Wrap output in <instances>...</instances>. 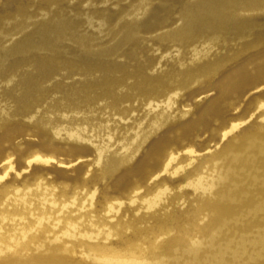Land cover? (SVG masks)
Masks as SVG:
<instances>
[{"label": "rangeland", "instance_id": "374dc122", "mask_svg": "<svg viewBox=\"0 0 264 264\" xmlns=\"http://www.w3.org/2000/svg\"><path fill=\"white\" fill-rule=\"evenodd\" d=\"M194 1L153 0L142 23L163 25L129 34V0H63L55 18L73 30L56 50L1 51L0 264H264V40L223 32L193 60L215 36L173 40L177 9ZM39 2L0 0V46L40 42ZM32 56L55 59L25 99L39 66L13 63ZM172 70L189 82L153 81ZM70 92L86 101L45 113ZM105 158L134 159L104 176Z\"/></svg>", "mask_w": 264, "mask_h": 264}, {"label": "bare ground", "instance_id": "6f19581e", "mask_svg": "<svg viewBox=\"0 0 264 264\" xmlns=\"http://www.w3.org/2000/svg\"><path fill=\"white\" fill-rule=\"evenodd\" d=\"M63 0H40L38 9L41 11L42 19L39 23V36L40 42H36L32 36L27 35V37H22L19 39L13 40L9 45L0 46V55L1 51H5V56L12 55H23L31 52L33 49H40L43 51H53L58 43L64 39L69 38L68 30H73V25H69L64 19H56L57 12L53 10V6H60V3ZM86 3H92L93 0H80ZM153 0H129V9L126 11V16L130 17V24H128L127 33L133 34L136 32V29L142 27L147 28L148 30L154 29L156 26L163 25L162 22L156 25H146L142 23V18L147 15L150 11V5ZM171 1V0H170ZM175 3L180 0H172ZM168 11V10H167ZM255 12L256 15L261 16L264 14V0H197L194 3L186 4L182 8L177 9L176 11V25L173 28L172 38L174 41L179 40L183 35H189L194 33L201 34H214V37H207L203 40V43L200 45V48L195 47L192 51V59L197 60L208 55L210 50V44L213 40L218 38V34L223 32L226 33H237L242 36H253V39L249 44L257 45L264 40V32L257 30L254 20L247 16V13ZM253 13V14H255ZM103 14V12L101 13ZM252 14V13H251ZM28 8H20L16 11V16H28ZM157 15V14H156ZM108 18L105 17L101 20L95 21L97 25L103 26V22H107ZM93 21V20H92ZM144 22V21H143ZM85 23V22H84ZM87 26V25H86ZM123 26V25H122ZM126 26V25H124ZM127 27V26H126ZM87 38H80L79 45L84 50L87 45ZM127 38H123L122 41H125ZM121 44V43H120ZM56 50V49H55ZM56 60L60 61L61 57L59 55L54 56ZM55 58L51 57H36L32 56L28 59H23L13 63V67L18 66L20 63L34 62L39 67H37V74H30L27 78V86L25 87L23 98L35 96L41 92V82L45 81L50 77L49 68L52 66V61ZM225 60V57L222 58ZM61 62H63L61 60ZM124 67L123 64H119ZM215 64H206L197 70L198 73L206 72L207 70H212ZM140 74V73H139ZM180 71L172 70L169 73L162 74L158 81L164 84H169L168 86H173L176 88L184 87L189 81L182 79ZM242 78V77H241ZM139 80L150 82L152 79L143 77L142 75L138 76ZM243 79V78H242ZM241 79V80H242ZM244 80V79H243ZM228 88L234 89L235 85L229 84ZM237 87V93L240 91ZM79 92L70 94H64V96L52 102L50 105L46 106L45 113L47 115L51 114V111L63 108V107H72L77 104V100L85 98L84 96H77ZM31 98V97H30ZM19 100V98L17 97ZM26 99V98H25ZM34 99V98H32ZM77 99V100H76ZM31 100V99H30ZM21 101V110L30 111L33 106L32 101ZM20 101V100H19ZM83 103L85 99L81 100ZM169 105V104H167ZM44 118L37 120L36 123H41ZM59 121H63V118ZM31 122V121H30ZM104 130L103 126H99L97 130H94L90 127H87V134L89 132H94L95 136H99ZM86 134V133H85ZM90 138L89 135H86ZM102 155V153L100 154ZM134 158H105V165L102 170L104 176L109 175L112 172L117 171L127 162H130ZM175 160L174 157H170L166 163V169L170 164ZM50 161V160H46ZM197 179V178H196ZM190 181V180H189ZM149 231L152 226L146 227ZM148 249H139L141 253H147ZM136 250V249H135ZM134 251V250H132ZM228 255V254H227ZM211 258V257H210ZM209 258V259H210ZM108 259V258H107ZM99 260V259H98ZM102 261V260H101ZM109 262V261H108ZM220 264V263H219Z\"/></svg>", "mask_w": 264, "mask_h": 264}]
</instances>
